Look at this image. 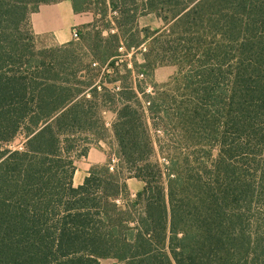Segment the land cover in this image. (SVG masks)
I'll use <instances>...</instances> for the list:
<instances>
[{
    "label": "trees",
    "instance_id": "16d2710c",
    "mask_svg": "<svg viewBox=\"0 0 264 264\" xmlns=\"http://www.w3.org/2000/svg\"><path fill=\"white\" fill-rule=\"evenodd\" d=\"M60 1L0 0V264H264V0H69L93 15L91 69L112 90L64 44L25 38ZM150 14L160 28L139 27ZM164 65L176 74L153 84ZM106 104L118 164L74 186L75 144L103 135Z\"/></svg>",
    "mask_w": 264,
    "mask_h": 264
},
{
    "label": "rangeland",
    "instance_id": "374dc122",
    "mask_svg": "<svg viewBox=\"0 0 264 264\" xmlns=\"http://www.w3.org/2000/svg\"><path fill=\"white\" fill-rule=\"evenodd\" d=\"M82 14H88L91 16L93 20V15L91 12H83ZM114 13H109V17H107V20L112 21V16ZM92 20L90 23H92ZM90 23H85L79 26H75V28L79 33V39L78 40H70L66 44H62L65 48V51L68 53L69 56H72L69 60L71 64H78V62L82 64L85 68H94L92 67V62H96L98 65L99 62L94 57L90 56L89 49L93 48L95 45V37L94 33L92 32V29L89 27ZM140 28L143 27H150L151 29H157L162 26V23L159 19H157L154 15H147V16H141L138 17L137 21ZM72 28V29H73ZM97 28L101 33V36L103 38H106L108 34L114 33L115 30L113 28V25H105V22L102 20L98 21ZM71 29V31H72ZM28 34L32 35V45L36 50L38 49H44V48H58L63 47L62 45H54L51 41L50 37L47 35H34L29 30L28 23L25 24V38L28 37ZM123 50L120 49L119 52H122ZM75 58V62H74ZM124 62H127V65L130 67V55L123 56L121 58ZM137 62H141V58L137 56ZM72 65V66H74ZM97 68V67H95ZM93 70V69H91ZM134 73L136 72L135 68H132ZM177 72V68L175 66L171 65H164V66H157L153 70L152 75V83L153 84H164L167 81H169ZM110 77H106L101 79V74L97 71H91V73L82 72L83 78L85 77H92L95 84H100L99 82H103L104 86H106L108 89L112 90L114 84L108 83L107 81L111 80L113 77V74L110 73ZM144 79V78H143ZM106 80V81H105ZM152 83H150L147 79L145 83H140V87L146 90V92H152L153 86ZM123 84H125L123 82ZM126 85V84H125ZM116 86H120V83L117 82ZM108 105L106 108L102 109V119L104 126L106 130L103 132L102 136H92L91 132H88L86 134L88 135H82L78 138V141L75 144V148L73 150L72 156L74 160V166H75V172L76 173V179L80 176H83V178L87 175L88 170L96 165H107L109 163V166H112V164H118V155H117V147L116 142L112 135V124L115 121V108L116 104H106ZM98 138V139H97ZM25 139L23 135H18L17 138L7 144L6 146H3L4 148L8 149H22V144L24 143ZM85 152L84 156H80V154ZM216 154V151H212V155L214 156ZM160 157V156H158ZM96 158L101 159V163H93ZM160 163H162L161 157L158 159ZM116 169V167H115ZM73 182V180H72ZM76 182V181H75ZM128 192L130 194V199H133L135 197V194L142 188L143 183L135 178H129L126 180ZM74 186H77L76 183L73 182ZM99 264H124L119 263L116 260L113 259H101L99 261Z\"/></svg>",
    "mask_w": 264,
    "mask_h": 264
},
{
    "label": "crops",
    "instance_id": "0c3cea01",
    "mask_svg": "<svg viewBox=\"0 0 264 264\" xmlns=\"http://www.w3.org/2000/svg\"><path fill=\"white\" fill-rule=\"evenodd\" d=\"M91 20L92 18L88 14H75L71 2L63 0L57 3L40 5L37 11L30 14L29 26L34 35H47L54 45H62L71 40V29L73 27L90 23ZM93 163H101V159L96 158ZM83 179V176L76 179V173H74V183L79 185Z\"/></svg>",
    "mask_w": 264,
    "mask_h": 264
},
{
    "label": "built area",
    "instance_id": "2783aa9c",
    "mask_svg": "<svg viewBox=\"0 0 264 264\" xmlns=\"http://www.w3.org/2000/svg\"><path fill=\"white\" fill-rule=\"evenodd\" d=\"M71 39L72 40H78L79 39V33L75 28H73L71 31Z\"/></svg>",
    "mask_w": 264,
    "mask_h": 264
}]
</instances>
